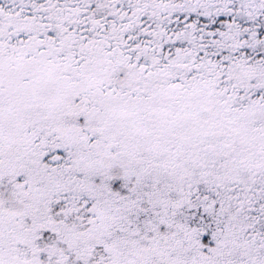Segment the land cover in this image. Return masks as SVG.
<instances>
[{"label":"snow or ice","instance_id":"obj_1","mask_svg":"<svg viewBox=\"0 0 264 264\" xmlns=\"http://www.w3.org/2000/svg\"><path fill=\"white\" fill-rule=\"evenodd\" d=\"M0 264H264V0H0Z\"/></svg>","mask_w":264,"mask_h":264}]
</instances>
